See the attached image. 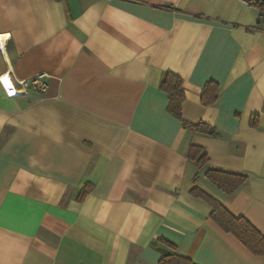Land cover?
<instances>
[{
    "label": "crops",
    "instance_id": "0c3cea01",
    "mask_svg": "<svg viewBox=\"0 0 264 264\" xmlns=\"http://www.w3.org/2000/svg\"><path fill=\"white\" fill-rule=\"evenodd\" d=\"M0 74L46 73L47 89L0 85V264H264L190 192L186 151L243 173L225 194L196 185L264 236V20L239 0H0ZM182 79V126L164 72ZM218 86L204 104L207 82ZM256 117V125H252ZM91 187L79 200L86 183ZM163 239L172 242L171 247Z\"/></svg>",
    "mask_w": 264,
    "mask_h": 264
},
{
    "label": "trees",
    "instance_id": "16d2710c",
    "mask_svg": "<svg viewBox=\"0 0 264 264\" xmlns=\"http://www.w3.org/2000/svg\"><path fill=\"white\" fill-rule=\"evenodd\" d=\"M253 6L257 7L261 12L264 20V0H255L252 2ZM160 88L167 93L168 104L167 110L176 116L183 127L189 128L196 133L205 134L212 137H220L219 131L205 121L199 120L191 122L182 117L181 104L185 99V93L182 88V79L179 75L166 71L164 72ZM217 84L215 82H207L205 89L201 94V101L204 104L213 102L217 97ZM257 119L253 117L252 125H256ZM186 155L196 167V172L192 176L193 187L190 192L193 196L201 197L209 203L211 211L209 217L213 220L222 230L232 233L237 237L252 253L257 255H264V236L243 216L233 215L218 199L200 189L196 182L199 179V173L205 169V177L219 188L225 194H231L236 191L246 180L247 176L243 173L223 170L214 167L206 168L208 156L204 152L201 145L190 143L187 147ZM91 184L86 183L79 193V200L90 189ZM168 245L174 247L175 245L163 239ZM158 264H196L191 259L173 253L170 251H162Z\"/></svg>",
    "mask_w": 264,
    "mask_h": 264
},
{
    "label": "built area",
    "instance_id": "2783aa9c",
    "mask_svg": "<svg viewBox=\"0 0 264 264\" xmlns=\"http://www.w3.org/2000/svg\"><path fill=\"white\" fill-rule=\"evenodd\" d=\"M244 4H252L255 0H239ZM0 34V43H1ZM7 77V80L4 78ZM46 73L40 72L32 76L17 80L12 78L11 74L6 71L0 74V85L6 95L13 97L27 95L31 92L42 94L47 89Z\"/></svg>",
    "mask_w": 264,
    "mask_h": 264
},
{
    "label": "snow or ice",
    "instance_id": "6c2138e0",
    "mask_svg": "<svg viewBox=\"0 0 264 264\" xmlns=\"http://www.w3.org/2000/svg\"><path fill=\"white\" fill-rule=\"evenodd\" d=\"M4 79L7 80V77H5Z\"/></svg>",
    "mask_w": 264,
    "mask_h": 264
}]
</instances>
